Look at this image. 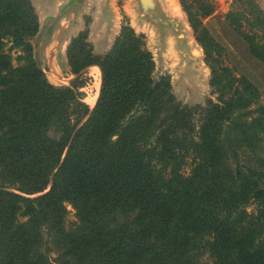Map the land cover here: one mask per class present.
Masks as SVG:
<instances>
[{"label": "trees", "instance_id": "16d2710c", "mask_svg": "<svg viewBox=\"0 0 264 264\" xmlns=\"http://www.w3.org/2000/svg\"><path fill=\"white\" fill-rule=\"evenodd\" d=\"M185 9L221 92L207 108L180 103L170 76L156 77L147 36L129 22L104 55L88 30L73 38L67 57L76 77L71 86L53 85L28 43L39 29L35 6L0 0V177L20 191L0 184V264H209L206 253L212 264H264L260 174L228 161L256 148L264 112L247 119L257 93L214 66L207 28ZM244 36L264 61L263 49ZM5 41L22 51L18 66ZM93 66L102 85L91 110L80 89ZM251 198L259 213L243 225L246 214L234 215ZM67 203L78 219L70 228Z\"/></svg>", "mask_w": 264, "mask_h": 264}, {"label": "rangeland", "instance_id": "374dc122", "mask_svg": "<svg viewBox=\"0 0 264 264\" xmlns=\"http://www.w3.org/2000/svg\"><path fill=\"white\" fill-rule=\"evenodd\" d=\"M141 1V2H140ZM154 5H147L143 0L135 1V9L127 8L126 0H118L109 10L104 11L98 8L97 3L90 7L87 12V3L67 4L62 9L59 17H67V24L70 26L77 23H83V31L88 30L89 41L92 43L97 55H104L109 52L116 38L121 34L124 23L129 22L130 26L139 33L147 36V44L152 51L156 61V77L169 75L171 78L174 94L177 100L188 105L191 108H207L209 100L218 103L221 92L218 88L211 85L213 71L208 62L203 44L199 40V35L191 25L190 16L185 7H190L191 12L202 22L208 30L211 41L208 47L214 56L212 63L221 70H228L240 80L246 81L257 93L258 98L247 111H250L248 120L261 117V111L264 112V61L255 56L252 52L251 41L244 34L250 35L255 42L264 51V4L260 0H175L181 11V17L177 18L171 13H166L160 6L161 0H155ZM33 5L39 8L38 0H31ZM212 8V14L205 16L207 9ZM37 9V8H36ZM37 11V10H36ZM110 15V16H108ZM111 20L110 35L108 39H103L105 33V23L103 17ZM116 17V24L114 21ZM230 16V19L228 18ZM58 17V18H59ZM242 23V27L234 26L233 21ZM57 18L51 17L44 22L39 20V29L36 34L28 39V43L33 47L34 59L42 54L46 44L51 42L53 30L62 25ZM97 28V37H91L90 30L92 26ZM80 32V33H81ZM103 39V40H102ZM104 41L106 45H103ZM6 53L11 56L12 63L18 66L16 58L22 53L20 49L11 50L12 43L5 41ZM60 42V41H58ZM60 46L56 43V48ZM58 54V51H55ZM211 60V59H210ZM37 61V60H36ZM46 76H53V69L43 58L39 66ZM60 77H69L59 71L56 72ZM70 74V72H69ZM225 74V73H224ZM223 74V75H224ZM75 77V76H74ZM73 77V80L75 79ZM60 81L57 86H71L72 81ZM85 82L80 89L83 93V102L89 105L91 110L96 105L99 98L102 74L101 69L95 66L89 68L83 75ZM236 82V87H242L243 84ZM227 81V80H225ZM231 94L226 95V99ZM200 109L196 115V121L200 119ZM264 117V115H262ZM261 140L256 144V148H241L237 154L230 153L229 164L236 170L242 169L245 172L251 170L260 175L259 183L264 186V131L261 132ZM183 173L188 176L192 170V157L187 158V163L183 168ZM5 183L8 190L20 192L19 186L11 185L10 180L0 177V184ZM37 196V195H35ZM258 203L251 198L249 202L237 214L244 212L246 215L242 224H247L258 212ZM66 225L74 226L77 222L76 209L70 203L66 204ZM27 221V218L23 222ZM48 235H46L47 239ZM59 256L57 248L51 252V257L55 261ZM201 260L204 263L212 264L213 260L209 253L203 254Z\"/></svg>", "mask_w": 264, "mask_h": 264}, {"label": "water", "instance_id": "95a60500", "mask_svg": "<svg viewBox=\"0 0 264 264\" xmlns=\"http://www.w3.org/2000/svg\"><path fill=\"white\" fill-rule=\"evenodd\" d=\"M84 1H86V3H87V7H86L87 9H85L86 12H87V10L90 7H93V5L97 3L98 8H101V10H103V12H102L103 15H104V11L105 10H109L108 13L111 15L112 13H111L110 10H111L112 6L118 0H67V1L66 0H38L39 8L42 11H44L43 12L44 15H43V18H42L41 22H44V21H46L47 19H49L51 17L57 18V20L62 22L61 23L62 25L57 26L53 30V33H52V36H51V40H50L51 42H49L48 44L45 45L41 56H40V54L37 55V53H36V60H37V62L39 64V66L41 65V60H42V56H43V58H45V60L52 67V65H53L52 63L55 60V58H57V56L59 58L63 57V50H65V49L68 50V47H69L72 39L77 37L80 34V32L83 30V23L82 22L81 23H77L76 25L70 26L69 24H67V21H63V20H67V17L60 18L59 15H60V13H61V11H62V9L64 8L65 5L73 4L74 2L82 4V3H85ZM135 1L136 0H126L127 8L131 9V10H134L135 9ZM143 1H144V3H147V5H151V6L154 5V3L156 2L155 0H143ZM168 2H169V0H161V4H160V6L163 8V10L166 13H169V12L166 11V8H165V5ZM105 12L107 14V11H105ZM110 15H108V16H110ZM108 16L107 17H103V20H104V23H105V27H104L105 28V33H104L103 39L110 38L109 35H110L111 20L108 18ZM113 19H114L115 24H116V22H117L116 21V17L114 16ZM76 28H81V31L78 32L75 36H71L73 34V31H75ZM93 33H94V36L97 35V28H96L95 25H94V28H93ZM137 33H139V32H137ZM139 34H144V33H139ZM58 41H60V42H58ZM56 43L60 44V46L58 48H56ZM103 45H106L105 41H104ZM55 51L56 52L58 51V54H55ZM75 77H76V75H75ZM47 79L49 80L50 83L55 85L53 82H51V80H50V78H48V76H47ZM55 86H57V85H55Z\"/></svg>", "mask_w": 264, "mask_h": 264}, {"label": "crops", "instance_id": "0c3cea01", "mask_svg": "<svg viewBox=\"0 0 264 264\" xmlns=\"http://www.w3.org/2000/svg\"><path fill=\"white\" fill-rule=\"evenodd\" d=\"M67 1V0H66ZM175 0H169V2L166 4V7L168 8V10L176 17L180 18L181 17V13H176L171 7H170V3L171 2H174ZM263 2L264 4V0H260ZM176 2V1H175ZM36 10H37V13L39 15V20L41 21L42 18H43V15H44V11H42L40 8H38L36 6ZM93 28L94 26H92L91 30H90V34H91V37H97V36H94V33H93ZM81 31V28H76L75 31H73V34L71 36H75L78 32ZM50 50V49H49ZM49 52V51H48ZM47 52V53H48ZM52 67L51 69H53L54 73H53V76H49L51 82H53L54 84H60L58 82V80H62V81H67L66 83H70L71 80H73V77L75 76L73 73H72V70H71V67L69 65V61H68V57H67V50H63V57L59 58L57 56V58H55V60L53 61L52 63ZM97 67V66H95ZM99 68V67H98ZM59 71L63 74V76L65 75V71H66V74L69 75V77H60L56 72ZM70 72V74H69Z\"/></svg>", "mask_w": 264, "mask_h": 264}, {"label": "bare ground", "instance_id": "6f19581e", "mask_svg": "<svg viewBox=\"0 0 264 264\" xmlns=\"http://www.w3.org/2000/svg\"><path fill=\"white\" fill-rule=\"evenodd\" d=\"M170 7L176 12V13H181V11H180V9H179V6H178V3L177 2H171L170 3ZM165 8H166V11L167 12H169V13H171L169 10H168V8L166 7V5H165ZM172 14V13H171ZM173 15V14H172ZM176 17V16H175ZM178 18V17H177Z\"/></svg>", "mask_w": 264, "mask_h": 264}]
</instances>
